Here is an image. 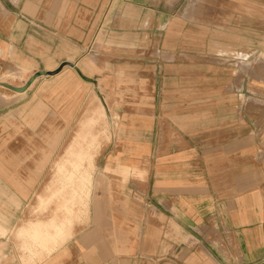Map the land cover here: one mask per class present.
<instances>
[{"label":"crops","instance_id":"0c3cea01","mask_svg":"<svg viewBox=\"0 0 264 264\" xmlns=\"http://www.w3.org/2000/svg\"><path fill=\"white\" fill-rule=\"evenodd\" d=\"M59 1L54 6H65L61 18L55 7L40 14L34 0H29L24 9L30 6L34 15L28 21L0 0L1 77L34 70L33 63L43 59L47 69L38 71H55L68 63L85 83L95 84L92 75H84L85 65L80 60L87 48L95 51L99 46L95 36L101 31L114 34L121 28L114 23L126 19L135 23L132 31L140 32L139 23L152 20L149 7L178 4V0ZM254 1L261 13L264 0ZM160 15L159 21L170 16ZM26 22L31 26L29 35ZM40 23L47 31L45 47L39 39ZM146 31L143 24L142 36ZM223 70L226 77H211L213 93L209 98L216 104L207 125L195 122L197 111L175 110L173 125L164 131L170 135L168 142L159 149L158 158L145 163L146 181L140 194L130 192L120 198L116 213L114 208L95 209L90 228L71 241L43 247L15 236L29 254L10 248L11 235L24 226L23 214L29 204L32 207L46 167L53 160L39 150L55 148L49 134L58 130L48 121L41 126L39 118L47 112L48 117L64 118L65 96L34 102L20 112L21 117L14 111L15 124L0 126V264H264V87L258 85L263 79L262 68L254 69L256 83L252 87L246 75L230 79V68ZM62 71L52 76L54 84L56 76L64 75ZM232 81L237 86L232 87ZM250 88L254 93L246 99ZM236 89L238 93L233 92ZM26 91L11 92L22 96ZM4 97L6 94H0ZM175 97L180 102L199 101V95ZM94 106L103 111L100 105ZM189 118L190 125L183 121Z\"/></svg>","mask_w":264,"mask_h":264},{"label":"rangeland","instance_id":"374dc122","mask_svg":"<svg viewBox=\"0 0 264 264\" xmlns=\"http://www.w3.org/2000/svg\"><path fill=\"white\" fill-rule=\"evenodd\" d=\"M2 1L28 21L34 15L29 11L30 6L24 9L29 0H10L16 8L8 0ZM170 1L167 0L168 3ZM59 2L34 0L33 3L39 7L40 14H46L48 7H55L61 18L65 6H54V3ZM254 2L178 0L177 5L151 6L152 20L143 23L147 27L145 36H142V22L139 23L140 32L137 29L132 31L135 23L126 19L114 23V27H121L119 31L114 30V34L101 31L95 36L99 45L95 51L98 53L87 48V52L82 54L85 56L80 59L85 65L82 71L84 75H92L95 84L85 83L64 65L61 72L64 75L61 78L56 76L55 84L52 76L39 77L22 96L0 86V94H6V97L0 98L1 127L15 124L13 112L18 110L17 116L21 117L20 112L34 102L46 103L48 98L57 99L59 94H63L66 100L64 118L48 117V112L39 118L41 126L45 121L52 122V128L58 131L49 134L55 148L39 150L53 160L46 167L37 194L31 201L32 207L29 204L26 208L21 224L46 219L54 212V204L44 210L38 208V198L47 194L46 188L55 178L58 160L76 134L89 102L100 105L104 113L96 125L98 145L92 150L90 194L80 217L72 224L69 237L64 241H71L85 228H90L95 209L105 211L114 208L116 213L120 198L125 199L130 192H142L146 181L145 163L147 165L149 158H158L162 145L164 149L168 142L170 135L164 131L168 132L169 126L173 125L175 110L197 111L195 122L207 125L209 112L216 104L209 98L213 93V74L219 78L226 77L223 68L228 67L231 70L230 79L246 75L252 87L256 83L252 78L254 69L260 67L263 79L258 85L264 87V37L261 36L264 35V5L260 13V7H255ZM35 7L33 5V9ZM153 10L156 11L155 15ZM160 14L170 16L159 21ZM2 15L0 11V18ZM26 23L25 32L29 35L31 26L30 22ZM39 25V39L45 47L47 39L44 33L47 31L42 30L41 23ZM32 29L37 28L34 26ZM240 32L244 34L243 37H240ZM254 41L260 44L254 46ZM74 51L78 54L77 49ZM33 64L34 70H27L19 76L9 75L6 79L0 76V81L21 86L36 70L47 69L43 59ZM235 82L232 81V87L237 86ZM233 92L238 93V89ZM250 93H254L253 88L246 91V99ZM176 94H182L184 99L192 94L199 95V101L195 98L193 103L185 100L180 102ZM241 94H244V90ZM187 120L190 125V118L183 119L184 122ZM15 233L11 235L10 248L29 254L18 245L19 241L14 239L18 237Z\"/></svg>","mask_w":264,"mask_h":264},{"label":"bare ground","instance_id":"6f19581e","mask_svg":"<svg viewBox=\"0 0 264 264\" xmlns=\"http://www.w3.org/2000/svg\"><path fill=\"white\" fill-rule=\"evenodd\" d=\"M86 107L76 134L58 160L55 178L46 188L47 194L38 198V208L44 210L54 204V212L50 217L30 221L18 230L19 238L36 246L52 247L68 238L73 222L86 206L90 191L92 150L98 145L96 125L104 115L100 107L94 106L92 102Z\"/></svg>","mask_w":264,"mask_h":264},{"label":"water","instance_id":"95a60500","mask_svg":"<svg viewBox=\"0 0 264 264\" xmlns=\"http://www.w3.org/2000/svg\"><path fill=\"white\" fill-rule=\"evenodd\" d=\"M66 65H70L68 63L66 64H62L58 67V69H56L55 71H51V72H45V71H38L35 74H33L28 81L25 83V85H23L22 87H14L8 84H0L1 86H3L4 88L16 92V93H23L25 92L30 86L31 84L39 77H45V76H53L57 73L60 72V70L62 69L63 66Z\"/></svg>","mask_w":264,"mask_h":264}]
</instances>
